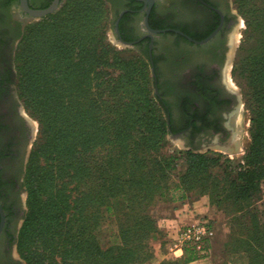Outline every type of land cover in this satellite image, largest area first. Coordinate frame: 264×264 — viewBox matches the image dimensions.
I'll use <instances>...</instances> for the list:
<instances>
[{"label": "trees", "instance_id": "1", "mask_svg": "<svg viewBox=\"0 0 264 264\" xmlns=\"http://www.w3.org/2000/svg\"><path fill=\"white\" fill-rule=\"evenodd\" d=\"M96 4L67 12L60 36L38 40V34H29L28 53L19 56L18 87L40 124L17 239L22 259L26 264H146L153 257L151 240L162 236L151 211L168 196L182 160L187 167L175 190L211 193V207L230 217L235 264H264V223L251 210L263 199L264 0L241 4L246 30L234 74L243 81L251 141L238 163L193 151L159 156L169 131L149 97L146 66L105 41L101 3ZM216 168H222V179L213 176ZM95 175L100 182L93 187ZM108 220L116 232L104 246L97 234ZM203 258L186 244L183 258L162 264Z\"/></svg>", "mask_w": 264, "mask_h": 264}, {"label": "flooded vegetation", "instance_id": "2", "mask_svg": "<svg viewBox=\"0 0 264 264\" xmlns=\"http://www.w3.org/2000/svg\"><path fill=\"white\" fill-rule=\"evenodd\" d=\"M27 1L31 9H45L54 0ZM105 1L115 13L117 40L152 54L169 134L193 152H239L244 118L229 79L230 52L240 28L234 0ZM29 18L21 0H0V264H22L14 247L24 218L34 121L16 88L14 53Z\"/></svg>", "mask_w": 264, "mask_h": 264}, {"label": "rangeland", "instance_id": "3", "mask_svg": "<svg viewBox=\"0 0 264 264\" xmlns=\"http://www.w3.org/2000/svg\"><path fill=\"white\" fill-rule=\"evenodd\" d=\"M96 1H99L101 3V6L99 5V10H101L102 13V19L103 22L101 31L105 37V41L117 52L123 54V56H126L128 58L133 57L135 59H138L137 61L144 63L145 67V75H147L146 81L148 85V92L149 97L153 99V101L158 106L159 113H161L162 117L166 119V114L164 110L162 109L161 102L158 98V93L155 92V89L157 87V68L155 67L154 61L152 59V54L147 50V48L143 52H139L135 48H129L125 47L117 40V37L114 34V31L112 30L115 13L111 11L110 6L107 4L105 0H63L59 9L53 13L51 17H44L41 19H34L29 18L26 20L25 25L22 30L21 37L19 41L17 42L15 53H14V65L16 68V88L18 91V94L20 96V99L25 107L26 113L28 116L34 121V135H33V142L32 147L30 149V156L32 151L35 148L36 143L40 139V124L38 119L32 114L30 105L25 101V99L21 95L20 88L18 87V66L21 64V56L22 54L28 53V41L27 36L29 34L35 36L37 35V39L44 38L45 36H54L62 34V28L65 23L66 13L72 11L73 9H82L85 6H93L96 7ZM242 2H245V0H234L235 8L238 10L240 15V25L236 31H235V43L233 46V49L230 52V65H229V74H230V83L233 85L237 93L240 97V109L243 113V121L240 128V133L238 137L240 138L241 146L239 148V152L235 154H226V153H220L218 151H210L206 152L205 149H197L194 151V153L198 154H204L206 156H212V157H220L221 163L230 160L232 162L238 163L242 160L244 157L249 145H250V134L249 129L251 126V117L250 113L247 110L245 99H244V88H243V81L236 77L234 74V68L236 63L239 60L240 55V49L242 47L244 36H245V30H246V22L244 15L241 11V4ZM94 33V32H93ZM44 35V36H43ZM43 36V37H42ZM35 42V41H34ZM152 65H154L155 68V77L152 76ZM191 151V148L185 144V141L179 137L173 136L172 134H168L166 137V144L162 148L160 155L162 157H167L171 155H176L178 152H186ZM30 160V158H29ZM29 161L27 164L28 169ZM186 164L184 161H179V165L177 169L172 173L171 181L172 185L170 188H172L164 200H159L156 204V206L151 211V215L155 218L157 221L158 228L162 232V236L159 238V240H151L150 242V250L153 254L152 259L147 262L146 264H162L163 262H169L178 260V258L174 255L175 252V245H176V239L177 235H175L174 230L171 224H168L166 222V219H169L170 216H174V209L178 207L180 204H184L189 201H202L203 204L207 207L212 206V198L211 193H201L197 189L187 192L186 195L181 190H175V185L179 183V178L185 173L186 171ZM27 169L24 177V196L27 195V189H26V175H27ZM212 174L217 179L223 178L222 168H216L212 171ZM98 175L93 176V179L91 178V185L93 187L97 186L99 184V179L97 178ZM262 195L263 199L259 202H256L253 204L252 209L255 214H257L259 221L261 223H264V182L262 183ZM74 195V194H73ZM184 196V198H182ZM24 200V218L27 213V198ZM227 204V203H226ZM224 204L223 207H226L228 209H233L234 207L229 204ZM228 206V207H227ZM213 208V207H211ZM167 211H170V214L167 213ZM216 214H220L219 218L213 221V224L215 226V237L211 242V249L215 251V259L217 261V264H235V262L238 261L236 256H233V254L230 252V242H231V224H230V217L226 216V214L219 210L217 211L215 209ZM23 220L20 222L18 227V233H17V239L19 231L23 225ZM116 232V226L112 222V220H108L101 231L97 234L98 238L100 239L101 244L104 246L110 245L114 241V236ZM15 255L16 253L19 255L20 260L22 261V264H26V262L22 259L19 251H18V243L16 242L14 247ZM202 256L209 257L211 253L209 254H203L200 252ZM181 254V252H177V255ZM59 261L60 258H57Z\"/></svg>", "mask_w": 264, "mask_h": 264}, {"label": "crops", "instance_id": "4", "mask_svg": "<svg viewBox=\"0 0 264 264\" xmlns=\"http://www.w3.org/2000/svg\"><path fill=\"white\" fill-rule=\"evenodd\" d=\"M174 216H170L169 219H166L168 224L173 225L175 228L174 233L177 235L179 230L185 226H188L199 219L210 220L211 222L219 218V215L215 213V209L207 207L203 204L202 201H189L184 204H180L174 209ZM170 214V211H167ZM215 251L212 249L211 255L203 259L197 260L190 264H217L215 259ZM184 257V251L178 255V259Z\"/></svg>", "mask_w": 264, "mask_h": 264}, {"label": "built area", "instance_id": "5", "mask_svg": "<svg viewBox=\"0 0 264 264\" xmlns=\"http://www.w3.org/2000/svg\"><path fill=\"white\" fill-rule=\"evenodd\" d=\"M215 226L210 220L199 219L196 222L179 230L176 239L174 255L178 258L177 252H183L186 244L193 245L196 250L203 254H209L207 243L215 237Z\"/></svg>", "mask_w": 264, "mask_h": 264}, {"label": "water", "instance_id": "6", "mask_svg": "<svg viewBox=\"0 0 264 264\" xmlns=\"http://www.w3.org/2000/svg\"><path fill=\"white\" fill-rule=\"evenodd\" d=\"M139 1H147V0H139ZM21 7L22 9L28 13L32 18L34 19H41V18H44L50 14H53L55 13L59 7H60V0H54L53 3L45 8V9H31L28 5V1L27 0H21ZM148 14L150 12V9H148ZM148 19V18H147ZM118 25H119V21L117 22L116 24V33L118 36H120V33H119V29H118ZM153 33H158V31H153ZM120 44H122L123 46L125 47H129V48H133L134 44L133 43H128V42H125L123 40H119ZM151 71H152V76L155 77V68H154V65H152V68H151ZM155 92L158 93V89L156 88L155 89ZM0 211L3 215V212L0 208ZM3 223H4V219L2 221V225H1V228H0V233H1V230H2V227H3Z\"/></svg>", "mask_w": 264, "mask_h": 264}]
</instances>
